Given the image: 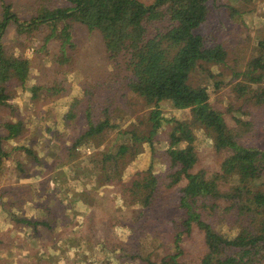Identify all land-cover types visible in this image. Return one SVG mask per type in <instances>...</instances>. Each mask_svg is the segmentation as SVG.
Segmentation results:
<instances>
[{
  "label": "trees",
  "instance_id": "16d2710c",
  "mask_svg": "<svg viewBox=\"0 0 264 264\" xmlns=\"http://www.w3.org/2000/svg\"><path fill=\"white\" fill-rule=\"evenodd\" d=\"M245 1L241 0L244 7L247 6ZM208 2L153 0L146 5L140 0H49L38 4V0H34L30 4V19L20 20L2 1L0 30L3 31L8 22L16 23L30 36L38 35L42 29L45 37L41 48L48 40L58 41V55L65 51L66 45L72 44L74 24L83 25L89 32H99L109 57L116 63L113 67L117 85L134 92L151 106L147 132L143 130L142 136L131 133L135 146L139 147L143 139L148 145L152 144L158 129L165 128L157 109L160 101L166 100L176 111L184 113L181 118L173 119L170 143L165 151L169 169L161 167L160 175H156L151 163L143 170L125 173L131 164L130 155L136 152L131 148V139L117 144L115 152L105 149L98 152L103 159L102 164L99 159L95 162L100 164L96 179L98 189L105 196L111 188L118 189V195L108 205L132 211L131 217L125 218L124 214L122 219L111 218L108 223L102 222V226L105 224L100 228L96 222L105 215L94 211L92 214L96 217L91 215L96 219L94 222L80 219L78 225L73 222L81 213L72 221L67 211L57 214L58 221L54 225L44 218L34 220L17 214L13 219L32 238L29 242L32 246L28 245L32 253L27 255L31 264H54L55 257L60 264H109L98 254L91 258L90 253L77 251L84 234L88 233L94 240L96 232L102 230L107 234L96 235L100 249L106 253L109 249H118L115 260L127 264H134L135 260L138 264H259L264 261V148L244 143L258 128V111L264 112V40L253 43L250 53L245 55L251 42L248 37H237L242 54L239 48L236 53L230 52L227 48L230 43L226 45L214 27L207 32L201 30L211 17ZM245 11L242 9L239 15ZM237 14L238 9L229 8V17ZM2 51L0 42V102L10 98L11 94L5 93L6 89L7 93L10 90L12 78L21 83L19 88L27 87L24 85L26 67L4 57ZM58 88V85L39 83L28 89L33 100L39 90L52 95L50 93ZM108 100L116 102L114 97ZM79 104L78 99L69 104L64 121L77 117ZM111 104L118 107L117 103ZM102 105L98 110L104 107ZM104 109L110 112L109 107ZM95 111L90 100L84 111L87 117L84 130L76 140H69V145L60 143V147L66 148V158L51 163V169L60 166L80 142L91 139L101 142L107 129L117 127L110 123L107 113L102 120H93ZM4 125L9 132L7 137L0 136V158L7 155L2 150V138L20 134L17 121ZM64 129L68 127L62 131ZM199 140L210 146L213 157L209 166L200 167L192 174L189 168L198 159L195 141ZM27 147H22L24 155L34 156V150ZM116 155L122 159L107 163ZM34 162L39 160L34 157ZM183 179H186L184 185L178 186ZM45 183L46 180L39 179L43 189ZM161 186L170 194L157 199L156 189ZM37 193H41L40 187ZM48 194H44L45 199ZM150 212L159 215L156 219L164 220L170 238L166 254L154 259L141 251L133 252V243L126 241L132 231L142 230ZM56 225L60 229L70 227L75 235L70 247L68 236L58 237L54 230ZM125 228L129 235L123 233ZM44 238L53 244V249ZM33 241L37 242L36 246ZM98 244L91 246L95 248ZM119 250L121 252H117Z\"/></svg>",
  "mask_w": 264,
  "mask_h": 264
},
{
  "label": "rangeland",
  "instance_id": "374dc122",
  "mask_svg": "<svg viewBox=\"0 0 264 264\" xmlns=\"http://www.w3.org/2000/svg\"><path fill=\"white\" fill-rule=\"evenodd\" d=\"M2 1L10 6V11L18 19H30V4L34 0H0V22L3 18ZM48 1L38 0V4H45ZM140 1L148 5L153 0ZM208 3L211 4L212 8L211 17L201 26V30L207 32L214 27V31L219 33L220 39L226 45L230 43L227 45L230 52H235L239 48L241 53L242 47H238L237 41L239 39L237 37H248L251 42L244 53L245 55L250 53L249 48L253 43H256L257 40H264V0H246V7L242 5L241 0H209ZM253 3L254 5H252ZM57 4L61 5V1ZM230 7L238 9V14L234 18L229 17ZM242 9L246 11L239 15ZM40 30L38 35L30 36L23 33L20 26L18 27L14 22H8L4 30H0L3 56L10 60L15 59L26 67L25 86L29 88L39 83H50L59 87L58 90L50 93L52 95L45 94L44 90H39L36 98L32 100L31 91L27 87L25 89L19 88L21 83L16 78H12L11 86H8L10 90L7 93L6 89L5 93L6 95L11 94L10 98L0 102V136L6 135L7 137L9 131L4 125L7 122L14 123L17 121L20 132L15 137L2 138L1 140L2 150L7 152V155L0 158V202H2L0 227L7 225L5 221H9L10 217L6 218V215L10 216L11 213H14L19 205L26 217L34 220L44 218V221L51 222L52 225L58 221L57 214L64 213V211L69 213L68 219L71 221L75 215L81 213L79 218L73 222L74 225H78L80 219L85 222H94L96 219L93 220L91 215L93 217L96 215L92 214V211L99 215L103 214L105 217L96 222L100 228L104 227L105 223L102 226V222L108 223L111 218L122 219L124 214L126 215L125 218L131 217L132 211L120 206L108 205L118 195V189L111 188L109 193H106L108 196H105L103 191L98 189L96 179L99 175L98 168L103 160L98 152L102 149L107 150V152L109 150L115 152L117 144L120 142L128 143L131 139V148L136 152L133 156L130 155L131 164L129 167L127 166L125 173L131 174L137 169L143 170L151 163L153 170H156V175H160L161 167L169 169L170 161L165 151L170 143L169 135L174 127L173 119L181 118L184 113L176 111L168 101H160L157 109L164 119L162 123L165 122V128L161 126L158 129L153 136L152 144L148 145V142L143 139L139 147L135 146L136 143H134L131 133L142 136L143 130L144 133L147 132L151 106L134 92L126 88L122 89L117 85V76L114 75L116 63L109 57L105 42L99 32H89L83 25L74 24L71 29L72 37L70 40H72V44L66 45L65 51H62L64 54L58 55L57 52L60 48L58 41L48 40L41 48L45 34ZM239 60L244 59L240 58ZM112 97L116 99V102L108 100ZM76 99L80 101L78 108L76 107L79 109L77 117L64 121L63 115L69 110V104ZM90 100L93 108L97 110L92 114L93 120H102L107 113L110 115V123L117 124V127L107 129V134L101 142L92 139L86 143L80 142L74 148V152L72 151L71 155L60 166L51 169V163L66 158V148L60 147V143H68L69 145V140H76L77 136L84 130L83 126L87 119L84 116V111ZM103 103L105 104L102 105ZM111 103H117L118 107ZM101 105L109 107L110 112L109 110L106 111L104 107L98 110ZM257 124V130L246 138L244 143L246 145L257 144L264 148V112L258 111ZM64 127H68V129L62 131ZM204 141L206 140L204 139ZM204 141L199 140L198 143L195 141L198 159L189 168L192 174L197 172L200 167L209 166V161L213 157L210 146L206 145ZM23 146H29L28 149L34 150V156H25ZM116 156L107 163L112 162L115 158L116 161L122 159L121 156ZM34 157L39 162H34ZM97 159H99L100 164L95 163ZM39 179L46 180L44 189L39 185ZM185 182L186 179H183L178 186L182 187ZM38 186L41 192L39 194L37 193ZM46 192L50 194L45 199L44 194ZM165 194H170L165 187L161 186V188L156 189L157 199L162 196L165 197ZM15 202H17L16 206L11 205ZM71 204L73 205L70 206ZM158 216L152 215L151 212L148 213L145 226L142 225L141 231H132L130 234L127 228L123 230L124 234H130H128L130 237H127L126 241L130 240L133 243L135 249L133 252L141 251L151 259L163 257L166 254L170 238L166 232V223L163 219H156ZM157 221H159L158 224ZM156 227L158 228L157 231L154 229ZM54 230L59 231L58 235L60 236L58 237L68 236L66 239L69 241L68 247H70L69 245L75 238L70 227L60 230L56 225ZM21 231H23L22 227ZM113 232L117 238L118 235L115 230ZM103 234L105 235L107 232L104 233L103 230L96 232L97 236H103ZM19 235L23 236V233ZM29 235L28 233L27 243L32 240ZM96 235L93 240L88 233L84 234L80 244L77 245V251L90 253L91 258L98 254L105 263L109 261V264H127L126 261L115 260V250L118 249H109L107 250L108 253L102 251L104 249H100ZM47 238L44 239L49 243L48 247L53 249V244ZM93 243L98 245L93 248L91 246ZM33 245L36 246L37 242L33 241ZM1 247L3 245L0 244ZM117 252H121V250ZM4 255L5 253L2 257L0 255V263L3 261ZM15 263L17 262L14 261ZM18 264H23V260L18 259ZM134 264H138V260H135ZM259 264H264V261Z\"/></svg>",
  "mask_w": 264,
  "mask_h": 264
},
{
  "label": "crops",
  "instance_id": "0c3cea01",
  "mask_svg": "<svg viewBox=\"0 0 264 264\" xmlns=\"http://www.w3.org/2000/svg\"><path fill=\"white\" fill-rule=\"evenodd\" d=\"M20 99L21 98L19 97V100ZM0 203H1L0 204V210H1L2 202ZM16 203L17 202H15L14 204L11 203V205H15ZM17 214L25 216L22 213L20 205L18 208L15 209L14 213L10 214V216L6 215V218L10 217L9 221H5L7 225L0 227V244L3 245V247L0 248L1 257L5 253L3 257V261L0 264H14V261L17 262L15 264H18V259H22L23 264H31L28 261L27 255L29 256V254L32 253V249L28 246V245L32 246V243L29 244L27 243L28 232L26 231V229L22 227L21 224L16 223V221L13 219L14 217H17ZM21 227L23 231H21ZM22 233L23 236H20L19 234ZM32 257L30 259H32ZM56 258L57 257H55L54 259V264H60V262H58Z\"/></svg>",
  "mask_w": 264,
  "mask_h": 264
}]
</instances>
